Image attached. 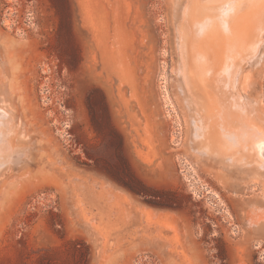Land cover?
Segmentation results:
<instances>
[{"label": "rangeland", "instance_id": "obj_1", "mask_svg": "<svg viewBox=\"0 0 264 264\" xmlns=\"http://www.w3.org/2000/svg\"><path fill=\"white\" fill-rule=\"evenodd\" d=\"M254 134L264 0H0V264H264Z\"/></svg>", "mask_w": 264, "mask_h": 264}, {"label": "bare ground", "instance_id": "obj_2", "mask_svg": "<svg viewBox=\"0 0 264 264\" xmlns=\"http://www.w3.org/2000/svg\"><path fill=\"white\" fill-rule=\"evenodd\" d=\"M253 140L252 145L255 148V153L257 156V164H263L264 165V135L257 134L253 135ZM254 143V144H253ZM260 163V164H259ZM261 166V165H260Z\"/></svg>", "mask_w": 264, "mask_h": 264}]
</instances>
